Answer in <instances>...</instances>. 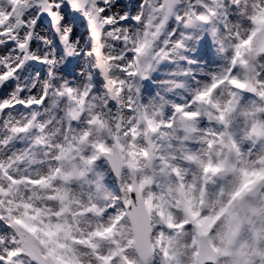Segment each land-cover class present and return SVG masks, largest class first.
Here are the masks:
<instances>
[{"label": "snow or ice", "instance_id": "1", "mask_svg": "<svg viewBox=\"0 0 264 264\" xmlns=\"http://www.w3.org/2000/svg\"><path fill=\"white\" fill-rule=\"evenodd\" d=\"M0 264H264V0H0Z\"/></svg>", "mask_w": 264, "mask_h": 264}]
</instances>
